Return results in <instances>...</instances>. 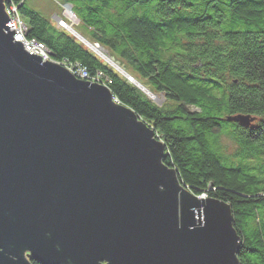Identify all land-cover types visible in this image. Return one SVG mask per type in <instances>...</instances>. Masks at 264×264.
Segmentation results:
<instances>
[{"label": "water", "instance_id": "95a60500", "mask_svg": "<svg viewBox=\"0 0 264 264\" xmlns=\"http://www.w3.org/2000/svg\"><path fill=\"white\" fill-rule=\"evenodd\" d=\"M4 8L0 0V264H240L228 205L186 189L154 128L108 87L27 51Z\"/></svg>", "mask_w": 264, "mask_h": 264}, {"label": "trees", "instance_id": "16d2710c", "mask_svg": "<svg viewBox=\"0 0 264 264\" xmlns=\"http://www.w3.org/2000/svg\"><path fill=\"white\" fill-rule=\"evenodd\" d=\"M15 1L28 37L56 59L112 80L113 94L164 141L162 161L185 188L228 205L240 264H264V0H59L93 30L90 41L164 94L162 105L25 0ZM141 7H155L159 17L138 15ZM240 113L255 121L226 119ZM223 135L237 145L231 155Z\"/></svg>", "mask_w": 264, "mask_h": 264}, {"label": "built area", "instance_id": "2783aa9c", "mask_svg": "<svg viewBox=\"0 0 264 264\" xmlns=\"http://www.w3.org/2000/svg\"><path fill=\"white\" fill-rule=\"evenodd\" d=\"M5 3L6 13L9 17V22L7 23L10 30H15L14 38L16 40L22 41L25 49L33 54L43 55V60L49 59L56 64H59L71 72L75 77L82 80H94L98 84H102L106 87H109V83L112 81L109 77H105L103 71H98L97 74H91L87 67H85L81 62L76 61L72 62L67 59L58 60L54 57L51 49L43 42L37 40L36 38L28 37V25L27 29H19V22H17L15 16V9H19V4L15 0H10L9 3ZM59 26L64 28L69 27V23L65 19L58 20ZM111 90V89H110ZM112 92V91H111ZM113 93V92H112ZM112 101L117 104H122L121 100L113 94Z\"/></svg>", "mask_w": 264, "mask_h": 264}, {"label": "rangeland", "instance_id": "374dc122", "mask_svg": "<svg viewBox=\"0 0 264 264\" xmlns=\"http://www.w3.org/2000/svg\"><path fill=\"white\" fill-rule=\"evenodd\" d=\"M4 2L9 3L10 0H4ZM26 5L35 10L36 12H38L39 14H41L43 17H46L48 19H50L58 28L64 29L65 31H67L68 33L74 35L73 33H71L67 28H64L62 26H59L58 20L59 19H65L69 24L72 23L73 26L75 27V29L78 32H81L84 34L85 38H87L89 41L90 39H93V30L90 28H87L84 24H81L80 19L76 16V19L74 20L67 12H66V7H65V3H70V2H61L59 0H25ZM21 4H19L20 7ZM5 6V3H4ZM5 9V8H4ZM6 11V9H5ZM138 15L140 16H149L151 18H158L159 14L156 10V8H150V7H141L138 9ZM75 36V35H74ZM76 37V36H75ZM92 42V41H91ZM92 44H97L98 46L100 45L98 42H92ZM89 47V46H88ZM102 47V46H101ZM90 48V47H89ZM104 48V47H103ZM94 53H96L94 51V49L90 48ZM104 50L108 53L107 49L104 48ZM97 54V53H96ZM98 55V54H97ZM102 58V57H101ZM102 60H104L102 58ZM105 61V60H104ZM107 64H109L107 61H105ZM119 63V62H118ZM112 68H114L111 64H109ZM115 69V68H114ZM117 70V69H115ZM118 71V70H117ZM154 93V92H153ZM157 94L158 99H156V101H160L161 100V104L162 105L165 102V98H164V94L162 93H154ZM113 96V93H112ZM151 99V98H150ZM152 101H154L156 103L155 100L151 99ZM157 102V103H158ZM141 119V118H140ZM143 120V119H141ZM153 128V127H151ZM157 137V136H156ZM158 141L161 140L163 142V145H165L164 141L160 138H157ZM221 147L223 152L225 151L228 154H233L234 151L236 150V143L228 136L223 135L221 138ZM236 152V151H235ZM186 189L190 190L189 187H187ZM191 191V190H190ZM194 193V192H193ZM205 195V194H202ZM199 195V196H202ZM207 196V195H205Z\"/></svg>", "mask_w": 264, "mask_h": 264}, {"label": "bare ground", "instance_id": "6f19581e", "mask_svg": "<svg viewBox=\"0 0 264 264\" xmlns=\"http://www.w3.org/2000/svg\"><path fill=\"white\" fill-rule=\"evenodd\" d=\"M66 12L75 20L76 16L74 14V12L71 11L70 7H66ZM15 16L17 19V22H19V29H27V23L25 22V20L22 18L19 9H15ZM9 22V21H8ZM92 48L94 49V51L103 59H105V61H111L110 63H113V65H116V61L104 50L103 47L98 46L97 44H92L91 43ZM134 82L138 83V79L136 80V78L134 77ZM141 82V81H140ZM142 83V82H141ZM143 84V83H142ZM136 85V84H135ZM137 86V85H136ZM151 97L153 99H158V96H154L153 94H151ZM206 195V194H205Z\"/></svg>", "mask_w": 264, "mask_h": 264}, {"label": "flooded vegetation", "instance_id": "af4514ba", "mask_svg": "<svg viewBox=\"0 0 264 264\" xmlns=\"http://www.w3.org/2000/svg\"><path fill=\"white\" fill-rule=\"evenodd\" d=\"M25 254H28V251H26V253ZM30 259V258H29Z\"/></svg>", "mask_w": 264, "mask_h": 264}]
</instances>
